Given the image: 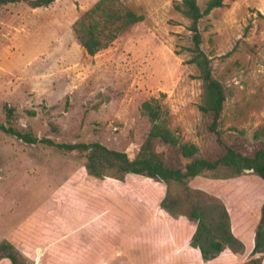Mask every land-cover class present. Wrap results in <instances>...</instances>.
I'll list each match as a JSON object with an SVG mask.
<instances>
[{
	"label": "rangeland",
	"instance_id": "obj_1",
	"mask_svg": "<svg viewBox=\"0 0 264 264\" xmlns=\"http://www.w3.org/2000/svg\"><path fill=\"white\" fill-rule=\"evenodd\" d=\"M95 1L54 0L36 8L25 2L0 5L1 124L54 143L98 142L133 158L150 125L140 103L155 97L170 131L197 147L192 157L213 160L227 149L251 156L264 149V0H222V6L198 22L200 46L225 94L214 131L208 128L210 114L198 108L202 85L196 68L187 62L188 22L173 8L179 0H120L142 20L106 48L87 55L71 26ZM205 1L196 0L199 7ZM5 107L12 108L9 116ZM153 148L170 167H182L189 159L157 140ZM86 153L27 143L0 131V264H11L4 256L9 250L1 249L3 242L12 245L16 264H58V250L46 246L55 234L44 232L59 224L56 220H69L76 195L55 198L69 177L114 179L123 183L122 193L131 185L136 199L126 208L122 202V209L163 208L189 218L191 210L197 211L209 235L219 239L227 229L242 245L223 242L224 247L238 246L235 253H242L245 244L232 232L234 222L252 239L257 229L264 234V222L254 220L261 213L264 185L252 171L231 177L229 169L220 166L186 184L133 174L117 179L114 172L97 177L84 168ZM81 208L83 215L93 211L89 205ZM118 220L114 213L106 221L99 219L95 232L105 234L88 246L96 249L108 240L115 245L123 232H107L114 223L120 225ZM88 236L80 238L86 241ZM68 257L72 264L95 262L92 253Z\"/></svg>",
	"mask_w": 264,
	"mask_h": 264
},
{
	"label": "trees",
	"instance_id": "obj_2",
	"mask_svg": "<svg viewBox=\"0 0 264 264\" xmlns=\"http://www.w3.org/2000/svg\"><path fill=\"white\" fill-rule=\"evenodd\" d=\"M53 1L0 0V5L25 2L31 8H36L45 7ZM222 4V0H206L202 7H199L196 0H179L173 4V8L188 22L186 28L189 31L190 46L187 47L189 52L187 62L194 65L197 70V77L201 81L202 104L198 108L200 111L210 114L211 121L208 125L210 131H214L218 124V119L223 110L225 94L221 83L212 76L210 57L204 53L200 46L201 34L198 22L213 8L220 7ZM140 20H142V15L125 8L120 0H96L72 23L71 29L78 44L86 54L94 55L99 50L109 46L120 32ZM139 108L150 125L133 158H128L124 151L109 149L98 142L54 143L48 138H37L28 133H21L1 123L0 131L13 135L27 143H46L63 150H85L87 153L83 163L84 168L89 174L97 177L105 175L106 172H114L113 174L117 179H122L125 174H133L157 179L164 183L168 180H174L186 184L188 180L197 175L206 171H214L223 166L229 169L231 177L238 176L246 169H251L252 173L258 176L264 184V149H256L251 156L241 155L227 149L224 154L213 160L192 157L197 152V147L190 142H181L179 136L170 131L164 119L161 118L157 98L150 97L143 100ZM4 110L6 116H9L12 112L10 107H5ZM253 136L256 137L257 133L254 132ZM154 140L176 147L182 157L189 159L182 167L166 165L153 148ZM169 211L172 212V210ZM260 211L259 222H264V201ZM189 216L196 222V229L189 242L190 245L199 249L203 260L213 258L220 252L224 247L223 242H237L228 235L227 229H222L224 234L222 238L218 239L209 235V229L197 211L191 210ZM237 244L240 246L238 242ZM12 248V245L8 242H3L1 245V249L9 250L4 253V256L9 259L11 264H16L15 255L11 252ZM229 249L236 251L240 248L234 246L229 247ZM263 251L264 234L257 229L250 255ZM260 260L261 256L250 257L246 260V264H260Z\"/></svg>",
	"mask_w": 264,
	"mask_h": 264
},
{
	"label": "crops",
	"instance_id": "obj_3",
	"mask_svg": "<svg viewBox=\"0 0 264 264\" xmlns=\"http://www.w3.org/2000/svg\"><path fill=\"white\" fill-rule=\"evenodd\" d=\"M261 183L264 185L262 180ZM122 184L114 179L69 177L65 181L60 188L65 190L55 198L67 199L68 194L76 195L70 202L74 208L67 213L69 220H64V224L61 220H56L55 223L59 224L44 232L55 234L46 246L49 251L58 250V253L54 252L58 264H72L69 255L80 254L86 258L90 253L95 262L89 261L87 264H245L248 258L256 256H261L260 264H264V251L250 255L254 237L252 239V234L239 227L237 222H234L235 227L232 224V232L234 231L244 242V251L235 253L228 247H223L215 257L202 260L199 249L189 242L196 229V222L193 219L186 213L171 212L163 208L140 211L122 209V202L127 203L124 205L126 208L131 204V199H136L132 195V191L135 193L136 191L131 185L124 187L123 190L126 192L122 193ZM99 197L101 201L98 200ZM262 203L263 201L260 202ZM84 205H89V208L93 209L92 213L81 214L79 209ZM114 206L118 208L117 211L116 208L113 211ZM112 213L119 219L120 225L115 226L114 223L107 233L123 232V236L115 245L110 244L108 240L105 242L109 244L102 247L96 249L89 247V241H94V237L105 234L104 231L95 232L96 227L99 229V219L106 221L108 215ZM258 216L255 221H259L260 215ZM230 217L232 220L233 217ZM106 228L103 227L104 230ZM85 233L89 234L86 241L80 238V235ZM39 239L44 240L41 237ZM33 264L37 263L33 261Z\"/></svg>",
	"mask_w": 264,
	"mask_h": 264
},
{
	"label": "water",
	"instance_id": "obj_4",
	"mask_svg": "<svg viewBox=\"0 0 264 264\" xmlns=\"http://www.w3.org/2000/svg\"><path fill=\"white\" fill-rule=\"evenodd\" d=\"M246 170L252 171L251 169H246Z\"/></svg>",
	"mask_w": 264,
	"mask_h": 264
}]
</instances>
